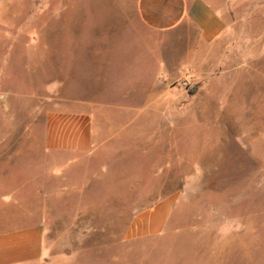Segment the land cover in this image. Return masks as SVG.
I'll return each mask as SVG.
<instances>
[{"label":"rangeland","instance_id":"obj_1","mask_svg":"<svg viewBox=\"0 0 264 264\" xmlns=\"http://www.w3.org/2000/svg\"><path fill=\"white\" fill-rule=\"evenodd\" d=\"M134 2L0 0V213L43 226L34 264H264V0H207L229 29L209 45ZM61 83L145 112L107 115L121 137L92 157L49 151ZM165 199L164 230L131 235Z\"/></svg>","mask_w":264,"mask_h":264},{"label":"crops","instance_id":"obj_2","mask_svg":"<svg viewBox=\"0 0 264 264\" xmlns=\"http://www.w3.org/2000/svg\"><path fill=\"white\" fill-rule=\"evenodd\" d=\"M137 20L155 33H171L191 26L200 45L223 43L228 27L222 14L213 9L207 0H135ZM63 85V86H62ZM64 83L56 92L53 107L45 121V146L47 150L63 155L92 157L107 143L119 140L122 127L110 123L107 115L145 112V107L125 106L120 102L99 103L85 94H77ZM126 94L122 93V97ZM4 204L20 208L15 195L2 199ZM173 204L165 199L138 215L131 228L133 236L160 234L172 212ZM5 217V221L3 220ZM13 220V214L0 213V264H34L43 258L44 229L40 223ZM2 221V222H1ZM7 225V226H6Z\"/></svg>","mask_w":264,"mask_h":264}]
</instances>
